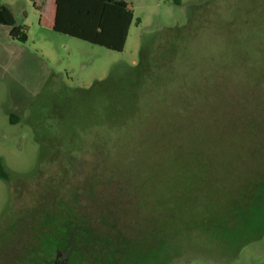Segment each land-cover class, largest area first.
Returning a JSON list of instances; mask_svg holds the SVG:
<instances>
[{
    "label": "rangeland",
    "instance_id": "obj_1",
    "mask_svg": "<svg viewBox=\"0 0 264 264\" xmlns=\"http://www.w3.org/2000/svg\"><path fill=\"white\" fill-rule=\"evenodd\" d=\"M121 1L114 51L55 32L44 0H0L27 35L0 25V264H28L29 229L74 201L173 236L168 264H264V235L220 260L196 229L264 178V0Z\"/></svg>",
    "mask_w": 264,
    "mask_h": 264
},
{
    "label": "trees",
    "instance_id": "obj_2",
    "mask_svg": "<svg viewBox=\"0 0 264 264\" xmlns=\"http://www.w3.org/2000/svg\"><path fill=\"white\" fill-rule=\"evenodd\" d=\"M172 2L182 4V0ZM133 18L128 3L117 0H56L53 30L109 50L122 51ZM0 25L10 29L13 40L27 41L13 12L1 3ZM8 179L9 173L0 159V180ZM64 208L58 215L46 218L45 225L50 229L44 232L43 240L52 242L54 247L74 238L70 264H168L177 259L173 236L155 237L152 244L148 243V236L144 232L133 233L132 226L121 219L118 210L102 209L94 220L93 215L79 209L76 201ZM91 210L95 211L96 206ZM93 224L99 226L94 228ZM71 229L72 235L75 234L72 238ZM196 229L202 230V237L207 238L214 257L220 260L237 256L244 246L260 239L264 235V178H258L251 188L237 193L228 214L205 221ZM39 253L37 248V264H41ZM163 257L169 259L161 263Z\"/></svg>",
    "mask_w": 264,
    "mask_h": 264
},
{
    "label": "flooded vegetation",
    "instance_id": "obj_3",
    "mask_svg": "<svg viewBox=\"0 0 264 264\" xmlns=\"http://www.w3.org/2000/svg\"><path fill=\"white\" fill-rule=\"evenodd\" d=\"M47 222V220H44V224ZM49 223V222H48ZM47 224V223H46ZM31 232L29 233L30 235L28 237L29 240L27 243H24L25 245H22L23 247V252H19L20 249H18V247H16L15 245L17 244V241H14V245L11 248H16L18 249L17 252V257L19 259H21V257H25L29 260L28 264H37V248L42 249L41 247H45L47 248V250H49L50 254H54V257H47L46 254L40 252L39 256H41V264H70L71 263V252L72 249L74 247V238L72 240H68L65 243L63 242V244L61 245H57L54 246L52 245V242L43 240V238H41L40 240L37 239L36 237V232H34L33 230L29 229ZM49 230V229H48ZM47 230V231H48ZM72 229L69 231L70 233V237L72 238V236H75V234L72 235ZM41 235L43 236V231L40 232ZM17 239V238H16ZM12 245V243H11ZM15 249V250H16ZM15 253V252H14ZM66 261V263H65Z\"/></svg>",
    "mask_w": 264,
    "mask_h": 264
},
{
    "label": "crops",
    "instance_id": "obj_4",
    "mask_svg": "<svg viewBox=\"0 0 264 264\" xmlns=\"http://www.w3.org/2000/svg\"><path fill=\"white\" fill-rule=\"evenodd\" d=\"M117 1L118 2H124V1H121V0H117ZM49 8H51L52 12H53V22H52V28H53L54 22H55V16H56V0H44L43 5L41 7L42 14L44 15ZM9 31H10V29L7 30L8 36H10L9 35Z\"/></svg>",
    "mask_w": 264,
    "mask_h": 264
},
{
    "label": "water",
    "instance_id": "obj_5",
    "mask_svg": "<svg viewBox=\"0 0 264 264\" xmlns=\"http://www.w3.org/2000/svg\"><path fill=\"white\" fill-rule=\"evenodd\" d=\"M65 263H66V261H65Z\"/></svg>",
    "mask_w": 264,
    "mask_h": 264
}]
</instances>
